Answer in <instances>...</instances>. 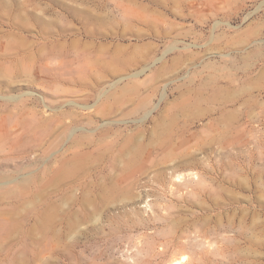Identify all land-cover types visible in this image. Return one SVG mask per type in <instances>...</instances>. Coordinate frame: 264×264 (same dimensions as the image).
I'll return each mask as SVG.
<instances>
[{
  "label": "rangeland",
  "instance_id": "1",
  "mask_svg": "<svg viewBox=\"0 0 264 264\" xmlns=\"http://www.w3.org/2000/svg\"><path fill=\"white\" fill-rule=\"evenodd\" d=\"M176 261L264 264V0H0V264Z\"/></svg>",
  "mask_w": 264,
  "mask_h": 264
},
{
  "label": "bare ground",
  "instance_id": "2",
  "mask_svg": "<svg viewBox=\"0 0 264 264\" xmlns=\"http://www.w3.org/2000/svg\"><path fill=\"white\" fill-rule=\"evenodd\" d=\"M163 59V58H162ZM199 114V116H200V113L201 112H198ZM197 115V114H196ZM191 172V171H190ZM195 172V171H194ZM194 172H191V173H189L187 176H185L184 175V177H188V178H190L191 180L194 178V177H196L197 178V175H199V174H197V173H194ZM183 175V174H182ZM180 177H181V175H180ZM177 178V177H176ZM195 178V179H196ZM176 180V179H175ZM183 180V179H182ZM184 180H186V179H184ZM176 182V181H175ZM184 183V182H183ZM171 264H180V262L179 261H176V262H173V263H171Z\"/></svg>",
  "mask_w": 264,
  "mask_h": 264
}]
</instances>
